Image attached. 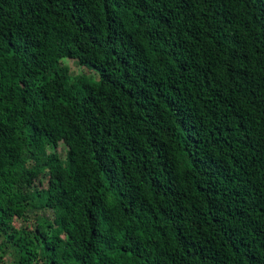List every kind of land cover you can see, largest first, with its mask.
I'll return each mask as SVG.
<instances>
[{
	"label": "trees",
	"instance_id": "trees-1",
	"mask_svg": "<svg viewBox=\"0 0 264 264\" xmlns=\"http://www.w3.org/2000/svg\"><path fill=\"white\" fill-rule=\"evenodd\" d=\"M0 264H264V0H0Z\"/></svg>",
	"mask_w": 264,
	"mask_h": 264
},
{
	"label": "rangeland",
	"instance_id": "rangeland-1",
	"mask_svg": "<svg viewBox=\"0 0 264 264\" xmlns=\"http://www.w3.org/2000/svg\"><path fill=\"white\" fill-rule=\"evenodd\" d=\"M62 61L65 65L68 66L71 76L85 75L89 79H92L95 81L99 79V75L94 69H91V68L84 66V65H80L79 63H77L75 61V59L64 58V59H62ZM56 149L58 150L59 153H61V154L64 153V149H63V146L61 144L58 145V147Z\"/></svg>",
	"mask_w": 264,
	"mask_h": 264
}]
</instances>
